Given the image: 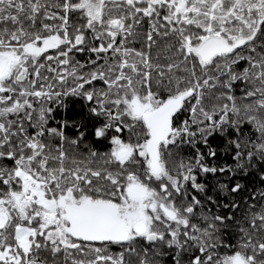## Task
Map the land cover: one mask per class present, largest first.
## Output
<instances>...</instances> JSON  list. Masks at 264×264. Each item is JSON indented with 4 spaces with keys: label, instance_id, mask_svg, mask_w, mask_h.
Instances as JSON below:
<instances>
[{
    "label": "snow or ice",
    "instance_id": "obj_1",
    "mask_svg": "<svg viewBox=\"0 0 264 264\" xmlns=\"http://www.w3.org/2000/svg\"><path fill=\"white\" fill-rule=\"evenodd\" d=\"M0 264H264V0H0Z\"/></svg>",
    "mask_w": 264,
    "mask_h": 264
}]
</instances>
